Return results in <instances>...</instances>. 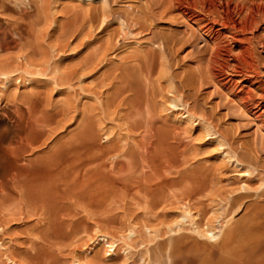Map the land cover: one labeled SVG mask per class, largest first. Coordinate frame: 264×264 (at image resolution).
<instances>
[{
	"label": "rangeland",
	"instance_id": "374dc122",
	"mask_svg": "<svg viewBox=\"0 0 264 264\" xmlns=\"http://www.w3.org/2000/svg\"><path fill=\"white\" fill-rule=\"evenodd\" d=\"M5 1L0 25L22 20ZM23 4V36L0 47V171L19 167L0 175V264H264V21L177 0ZM216 208L219 233H197Z\"/></svg>",
	"mask_w": 264,
	"mask_h": 264
},
{
	"label": "bare ground",
	"instance_id": "6f19581e",
	"mask_svg": "<svg viewBox=\"0 0 264 264\" xmlns=\"http://www.w3.org/2000/svg\"><path fill=\"white\" fill-rule=\"evenodd\" d=\"M10 1V0H9ZM25 1L26 0H15L14 1V3L17 5V7H18V11H19V14L21 15V18H22V20H19V22H15V23H11V22H9V21H5V20H3V23L0 25V35L3 37V40L2 41H0V47H6V46H8L11 42H13L14 40H15V37H20V36H23V31H22V29H21V27L24 25V17H25V13H26V11H25V8H24V4L23 3H25ZM178 1V3L179 4H181L180 5V8H181V10L182 11H185V12H187V11H189L193 6L195 7V5H198V4H200L202 7V9H203V7L206 5V6H208V8H206V9H208L209 10V7H210V10L213 8V7H215V8H217L218 9V11H219V13H220V16L218 17V20H219V23L221 22V23H224V24H226V25H230V26H235V28H236V26L238 25V26H240L242 29L243 28H247V30H248V27H251V29H253V27L254 28H256L255 26L257 25H259V22H263L264 21V0H177ZM184 1V2H183ZM186 1V2H185ZM11 2H13V1H11ZM174 1H172V3H173ZM13 3V4H14ZM177 3V2H176ZM1 5H2V7H5V6H7L6 5V1L5 0H0V7H1ZM178 6V5H177ZM211 6H212V8H211ZM1 7V8H2ZM214 8V9H215ZM192 11V10H191ZM217 11V10H216ZM188 13V12H187ZM186 13V14H187ZM189 13H190V11H189ZM188 13V14H189ZM210 13V12H209ZM218 13V12H217ZM191 14H192V12H191ZM194 14V13H193ZM215 14V13H214ZM217 15V14H216ZM218 16V15H217ZM216 16V17H217ZM212 19V18H211ZM216 20V19H215ZM217 21V20H216ZM218 22V21H217ZM211 25H213V24H211ZM222 25V24H221ZM225 25V26H226ZM207 26V25H206ZM253 26V27H252ZM209 28V27H208ZM237 29V28H236ZM245 30V29H244ZM249 30H250V28H249ZM234 31V30H233ZM236 31V30H235ZM240 32V31H239ZM233 33H236V32H233ZM244 33V32H243ZM230 34V33H229ZM256 34V33H255ZM234 35V34H233ZM235 37V36H234ZM233 37V38H234ZM229 38V37H228ZM236 38V37H235ZM217 46V45H216ZM229 46V45H228ZM240 47H241V45H240ZM239 47V48H240ZM214 48H216V52H214V53H219L220 54V52L221 51H223V49H224V51L227 53L228 51L230 52V49H231V47L230 48H226V47H224V48H222V50H221V46H219L218 45V47H214ZM237 54L235 55V56H233L237 61L238 60H245L244 62H246V60H248V58H250V56H249V54H250V51H249V49L248 48H240L239 49V51H237L236 52ZM212 54V53H211ZM216 54L214 55L213 54V58H211V59H213V60H216V59H214L215 58V56H216ZM219 54H217V56L219 57ZM225 54V53H224ZM229 54V53H228ZM233 54H235V53H233ZM217 56H216V58H217ZM218 60V59H217ZM251 60V58L249 59V61ZM219 61V60H218ZM249 61H247V63L249 62ZM212 63H213V61H211ZM221 62V61H220ZM233 62V61H232ZM216 63V62H215ZM234 63V62H233ZM236 63V62H235ZM239 63H240V61H239ZM225 64V63H224ZM212 66H213V64H211ZM210 65V66H211ZM216 65V64H215ZM227 65V64H226ZM236 65V64H235ZM249 65V64H248ZM241 66V65H240ZM239 66V67H240ZM241 67H243V66H241ZM164 68V67H163ZM211 68V67H210ZM214 67H212L211 68V70L213 69ZM232 69V68H231ZM215 70V69H214ZM2 73V72H1ZM218 74V73H217ZM220 77V76H219ZM168 79V78H167ZM166 79V80H167ZM7 83V82H6ZM168 83V82H167ZM172 82H170V83H168L169 85H173V84H171ZM167 84V85H168ZM4 86V85H3ZM168 87V86H167ZM173 87V86H172ZM172 87H171V89H172ZM169 88V87H168ZM247 88V87H246ZM173 90H174V88H173ZM170 91V90H169ZM168 91V92H169ZM175 91V90H174ZM262 94V93H261ZM176 99H178V97L175 95V94H173V95H171L170 97H169V101L172 103L171 105H174V104H177V100ZM29 100V99H28ZM179 100V99H178ZM31 101V100H30ZM29 101V102H30ZM167 102V101H166ZM168 103V102H167ZM164 104H166V103H164ZM163 104V107H165L166 105H164ZM178 105V104H177ZM175 106V105H174ZM57 107V106H56ZM169 109V108H168ZM43 111H44V109H43ZM189 111V110H188ZM46 112V111H45ZM187 112V111H186ZM15 113V112H14ZM48 113V112H47ZM46 113V114H47ZM181 113H183V112H181ZM55 114V113H54ZM168 114V113H167ZM170 114V113H169ZM168 114V115H169ZM172 114V113H171ZM175 114V113H174ZM16 115V117H15V119L16 120H19V121H22L23 120V116L20 114V113H17V114H15ZM48 115V114H47ZM55 115H57V114H55ZM177 115V114H176ZM171 116V115H170ZM175 117V116H174ZM173 117V118H174ZM180 117V116H179ZM178 117V118H179ZM192 117H194V116H192L191 114H190V112H187V113H184V114H182V120H184L183 122L185 123V121H188V122H194V120H193V118ZM9 118V117H8ZM50 118V117H49ZM181 118V117H180ZM53 119V118H52ZM175 119V118H174ZM54 120V119H53ZM53 120H51L50 122H52ZM11 121L13 122L14 120L11 118ZM178 121V120H177ZM199 123V125H200V127H202L203 129H205V131L207 132V133H209V134H205V135H212V134H210V133H212L213 131H211V127H210V125H208L207 123H205L204 121L203 122H198ZM186 124V123H185ZM188 124V123H187ZM198 125V126H199ZM189 126V125H188ZM193 126V125H192ZM191 126V127H192ZM191 127H190V129H191ZM210 127V128H209ZM201 128V129H202ZM202 129V130H203ZM11 131V130H10ZM86 131H88L87 129H86ZM7 132H9L8 130H7ZM6 132V133H7ZM80 132H82V131H80ZM35 133V132H34ZM84 133V132H83ZM89 133H90V131H89ZM205 133V132H204ZM213 133H215V132H213ZM36 134V133H35ZM42 135H43V133H41ZM45 134V133H44ZM7 135V134H6ZM36 136L38 137L39 135H37L36 134ZM215 136V135H214ZM42 137V136H41ZM44 137V136H43ZM35 139H37L38 141H34L35 142V144H37V142H39V139L38 138H35ZM43 139V138H42ZM41 139V140H42ZM214 139H215V141H216V143H217V145H218V147L220 146L221 147V145L223 144V140L219 137V136H215L214 137ZM40 140V141H41ZM12 141V140H11ZM73 141V140H72ZM1 143H4V142H2V140H1ZM0 143V144H1ZM30 144V143H29ZM33 145H34V143H32ZM43 144V143H42ZM9 145V144H8ZM40 144H37V146H39ZM44 145V144H43ZM65 145V144H64ZM63 145V146H64ZM68 145H70V144H68ZM2 146V145H1ZM14 146V145H13ZM31 146V145H30ZM63 146H61V147H63ZM4 147V146H3ZM60 147V149L62 150L63 148H61ZM67 147H69V148H71V145L70 146H67ZM18 148V150H20L19 149V147H17ZM21 148V147H20ZM22 148H23V146H22ZM24 148H26L25 146H24ZM93 148V147H92ZM16 149V148H15ZM26 149H28V148H26ZM25 149V151H27ZM32 149V148H31ZM61 150H60V152H61ZM5 151H6V149H5ZM14 151V150H13ZM16 151H17V149H16ZM24 151V150H23ZM23 151H21V152H23ZM55 151H56V149H55ZM63 151L64 152H66L65 151V149H63ZM28 152H30V151H28ZM51 153H53V150L52 151H50ZM74 152V151H73ZM73 152H71V153H73ZM75 152H77V151H75ZM25 152H23L22 154H24ZM33 153V152H32ZM219 153V152H218ZM221 153V154H220ZM220 155L223 157V158H228V159H230L231 160V158H232V160H234L235 161V163H237V164H239L238 166H241V168H242V172H240V173H242L243 175H242V177H245V174L246 173H250V167H249V165H247V164H245V163H243V162H241L240 160H238L237 158H235L234 157V155L229 151H227V150H225V149H223V150H221L220 151ZM1 154V153H0ZM14 154V153H13ZM16 154H19L18 153V151L16 152ZM35 154V153H34ZM47 155H48V152L46 153ZM54 154L55 153H53L52 155L54 156ZM2 155V154H1ZM0 155V156H1ZM7 155V154H6ZM50 155V156H49ZM48 156L49 157H53L51 154H49ZM55 155H57V154H55ZM62 155H63V152H62ZM74 155H76V154H74ZM73 155V156H74ZM78 155V154H77ZM100 155V154H99ZM10 156V155H9ZM15 157L17 156L18 157V155H14ZM29 156V155H28ZM35 156V155H34ZM2 157V156H1ZM0 157V158H1ZM20 157V156H19ZM43 157V156H42ZM71 157V156H70ZM99 157V156H98ZM12 158V157H11ZM22 158V157H21ZM37 158H38V156H37ZM37 158H35L37 161H38V159ZM57 158V157H56ZM56 158L54 157V159H55V163H53L55 166L57 165L58 166V168H59V166H60V163L62 162V161H56ZM3 159H5V157L3 158ZM67 159H70V158H68L67 157ZM98 159V158H97ZM96 159V160H97ZM227 159V160H228ZM11 160V159H10ZM9 160V162H11ZM30 160H32V159H30ZM36 160H33V162L35 161L36 162ZM50 160V159H49ZM231 160V161H232ZM6 162H8V161H6ZM5 162V163H6ZM32 161H30V163H31ZM32 162V163H33ZM51 162H52V158H51ZM50 162V165H47V168H50L51 169V167L50 166H52V163ZM94 162V161H93ZM93 162H89V163H93ZM1 163V162H0ZM14 163V162H13ZM30 163H28V164H30ZM88 163V164H89ZM112 163V162H111ZM2 164V163H1ZM41 164V163H40ZM83 164V163H82ZM7 165H9V163H7ZM6 165V166H7ZM26 164H19V166L21 167V166H25ZM62 165L64 166L65 165V163L63 164L62 163ZM67 165V164H66ZM84 165H86V164H84ZM5 165L3 164V169H5V171H8L7 169H9L10 167H13L12 169H14L15 167H16V165H9V166H7L8 168H5L4 167ZM15 166V167H14ZM27 166V165H26ZM18 167V166H17ZM16 167V168H17ZM61 167V166H60ZM67 167V166H66ZM71 166H69V168H70ZM72 167H74V165L72 166ZM22 168V167H21ZM25 168V170H26V168L27 167H24ZM28 168H30V166L28 167ZM57 168V169H58ZM97 168V167H96ZM252 168V167H251ZM1 170L2 172L4 171V170ZM18 169H19V167H18ZM18 169H16V170H18ZM23 169V168H22ZM53 170L55 169V167L54 168H52ZM51 169V170H52ZM76 169H78V168H76ZM10 171H11V169H9ZM16 170H13V171H15L14 173V175H16ZM28 170V169H27ZM61 170V169H60ZM75 170V169H74ZM0 171V172H1ZM30 171V170H29ZM34 171V170H33ZM56 170H54V172H55ZM69 171V170H68ZM89 171V170H88ZM241 171V170H240ZM252 171V170H251ZM19 172V174H20V172H21V170H19L18 171ZM58 171H56V173H57ZM9 172H3V173H0V175L1 174H7V175H9V174H11V172L8 174ZM59 173V172H58ZM86 173H87V171H86ZM85 173V174H86ZM21 174H22V172H21ZM29 174V173H28ZM55 174V173H54ZM62 175H63V173H62ZM3 176V175H2ZM2 176H0V177H2ZM5 176V175H4ZM3 176V178H5ZM11 176H13V174L11 175ZM25 176H26V174H25ZM29 176H31V175H29ZM34 176H36V175H34ZM52 176V175H51ZM9 178V177H8ZM17 178V179H16ZM14 177L13 179L15 180V181H20L21 180V175H20V179L18 180V176L17 177ZM27 178V177H26ZM0 179H2V178H0ZM41 179H42V177H41ZM56 179V178H55ZM5 180V179H4ZM10 180H12L11 178H10ZM40 180V179H39ZM43 180V179H42ZM103 180H104V178H103ZM13 181V180H12ZM14 181V182H15ZM22 181V180H21ZM104 181H106V180H104ZM241 181H244V179H242ZM1 182H3V180H1ZM5 182H8V180H6V181H4L3 183H4V185H7V183H5ZM13 182V183H14ZM23 182V181H22ZM30 182V181H29ZM41 182V181H40ZM55 182V181H54ZM245 182V181H244ZM243 182V183H244ZM12 183V184H13ZM24 183V182H23ZM47 183V182H46ZM45 183V184H46ZM2 184V183H1ZM21 183H19V185H20ZM4 185H2V186H4ZM11 184L9 183V186H10ZM14 185V184H13ZM17 185V184H16ZM23 185V188L25 187L24 186V184H22ZM22 185H20V186H22ZM26 185V184H25ZM1 186V185H0ZM7 187V186H6ZM6 187H3V189L2 188H0V189H2V191H4L5 189L6 190H10V188H6ZM14 187V186H13ZM19 186L17 185L16 186V188H18ZM31 187V186H30ZM43 187V186H42ZM5 188V189H4ZM27 188V187H26ZM25 188V189H26ZM34 187H32V189H33ZM30 189V188H29ZM47 189V188H46ZM22 190V189H21ZM24 190V189H23ZM38 190V189H37ZM36 190V191H37ZM26 191V193L28 192V190H25ZM53 191V190H52ZM58 191V190H57ZM84 191V190H83ZM2 193V192H1ZM0 193V194H1ZM4 193H6V191L4 192ZM4 193H2V196L4 195ZM22 193V192H21ZM30 193V192H29ZM94 193V192H93ZM31 194V193H30ZM98 193H96V195H97ZM6 195V194H5ZM28 195V194H27ZM43 195V194H42ZM30 196V195H29ZM53 196L54 197H56L54 194H53ZM93 196V195H92ZM30 197H32V195L30 196ZM38 197H40V196H38ZM80 197V196H79ZM83 197V196H82ZM85 197H87V196H85ZM91 198V197H90ZM96 198V197H95ZM33 199V198H32ZM37 199V198H36ZM43 199V198H42ZM84 199V198H83ZM40 199H38V202L40 203V201H39ZM87 200H88V198H87ZM91 200V199H90ZM93 200V199H92ZM35 202V201H34ZM43 202V204L42 205H46L45 203L47 202H45L44 203V201H42ZM41 204V203H40ZM41 205V206H42ZM48 205V204H47ZM47 205H46V207H47ZM215 208V207H214ZM217 212H218V209L216 208L215 210H214V213H215V219L214 220H212L211 222H209V223H206L205 225H204V227L202 226V225H200L199 223H198V221L196 220V218H193V221H194V227L196 228V231H197V233H201V234H205V235H208V234H210V235H212L211 237L213 238V235H215L216 233H219V230H220V227H217L215 224H214V222L216 221V220H218V218H219V214H217ZM182 216V215H181ZM183 217H185L184 215H183ZM182 218V217H181ZM186 218V217H185ZM184 219V218H183ZM176 221V220H175ZM179 221V220H178ZM180 222V221H179ZM174 223V222H173ZM175 223H178V222H175ZM192 223V222H191ZM175 225V224H174ZM148 229H149V227H147ZM171 228V227H170ZM151 229V228H150ZM217 229V230H216ZM174 230V229H173ZM151 231H153V230H151ZM150 231V232H151ZM199 231V232H198ZM133 233V232H132ZM100 235V238L103 240V241H105L107 244H108V248H111L112 249V252L114 253V248H115V243H116V241L115 240H113L112 238H110V236H108L106 233H100L99 234ZM218 235V234H217ZM216 236V235H215ZM210 237V238H211ZM215 238V237H214ZM100 242V241H99ZM111 251L109 250V252L108 253H110Z\"/></svg>",
	"mask_w": 264,
	"mask_h": 264
}]
</instances>
